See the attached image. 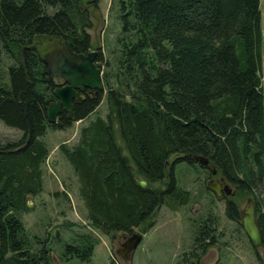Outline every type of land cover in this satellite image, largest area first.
I'll return each instance as SVG.
<instances>
[{"label":"trees","instance_id":"16d2710c","mask_svg":"<svg viewBox=\"0 0 264 264\" xmlns=\"http://www.w3.org/2000/svg\"><path fill=\"white\" fill-rule=\"evenodd\" d=\"M262 1L117 0L120 29L112 60L100 49L96 56L108 66L104 90L75 101L72 118L62 111L48 122L57 84L38 40L55 36L74 52L87 51L88 11L80 0H0V60L5 55L12 61L6 75L0 73V121L21 132L0 143V264H51L48 237H30L21 218L27 197L42 190L49 154L43 137L49 127L88 118L104 93L106 115L82 126L74 147H59L92 226L107 234L137 227L146 232L162 204L176 210L188 203L190 190L178 185L174 165L196 164L198 155L238 194L253 199L263 236ZM227 212L241 222L238 204L229 201ZM217 225L211 213L209 224L195 225L190 258L184 254L183 261L200 264L217 241ZM93 247L85 237L66 244L62 254L88 261Z\"/></svg>","mask_w":264,"mask_h":264},{"label":"rangeland","instance_id":"374dc122","mask_svg":"<svg viewBox=\"0 0 264 264\" xmlns=\"http://www.w3.org/2000/svg\"><path fill=\"white\" fill-rule=\"evenodd\" d=\"M80 2L81 10L88 11L91 25L86 31L91 37V48H97L98 51L100 49L106 61L112 60L111 52L116 48V38L120 29L116 12L117 0H97V3L94 0H80ZM261 10L264 32L263 1ZM59 41L61 40L55 36L38 40L41 56L50 54L59 46ZM10 62L12 61L5 55L2 56L0 73L6 75L5 67ZM262 65L264 81V37ZM99 66L102 68L103 76L108 66L105 62H100ZM106 113L104 93L96 111L88 118L73 121L65 128L49 127L43 137L49 154L42 165V190L35 196L27 197L26 209L21 213V218L30 237L41 240L48 237V245L52 248L49 253L52 257L51 264H189L191 261H183L182 256L186 254L187 259L190 258L188 255L193 248L195 225L206 220L209 224L210 213L217 219V241L202 255L200 264H264V233L262 244L257 247L252 246L241 222L232 219L227 212L229 201L238 204L242 211L247 197L238 194L233 185V195L216 197L206 186V182L210 179L209 170L199 166L198 163L192 164L187 161H180L174 165V175L178 185L190 190L188 203L176 210L162 204L156 211L155 222L151 228L142 232V227H137L131 232L143 233L131 258L127 261L117 255L115 250L121 247V242L131 233L107 234L90 224L86 217L84 202L79 195L78 179L59 148L61 144L67 148L74 147L79 138L80 128L96 115L104 117ZM20 136L21 132L18 129L6 126L0 121V143L16 140ZM123 152L126 153L125 150ZM215 177L223 176L221 173H216ZM150 185L161 187L159 183ZM260 193L264 195V186L261 187ZM85 237L94 242L88 261L75 256L69 259L63 257L66 244L77 243ZM32 246L37 247L36 243Z\"/></svg>","mask_w":264,"mask_h":264},{"label":"water","instance_id":"95a60500","mask_svg":"<svg viewBox=\"0 0 264 264\" xmlns=\"http://www.w3.org/2000/svg\"><path fill=\"white\" fill-rule=\"evenodd\" d=\"M98 49H88L85 52H74L69 49V52L63 56L53 58L48 61L43 58V62L47 64L50 72V77L54 79H62L63 84L54 88V101L49 102L47 106L48 122H55L57 116L64 110L68 113V117L72 118L74 113V101H79L83 98L82 92L89 88L91 90H103L102 68L97 65L96 56ZM193 159L200 166H208L209 160L205 157L194 155ZM210 175L216 173V169L210 168ZM144 180H140L141 186L145 185ZM209 190L218 198L221 196H229L234 194V188L229 182L223 185L216 178H210L206 182ZM241 224L245 234L247 235L252 246L257 247L262 244L263 237L259 223L255 215L253 199L248 197L242 208ZM143 233L134 231L121 243V247L115 250V253L124 260L131 258L132 252L139 244ZM129 263V262H128Z\"/></svg>","mask_w":264,"mask_h":264},{"label":"flooded vegetation","instance_id":"af4514ba","mask_svg":"<svg viewBox=\"0 0 264 264\" xmlns=\"http://www.w3.org/2000/svg\"><path fill=\"white\" fill-rule=\"evenodd\" d=\"M80 4H81V2H80ZM79 4V5H80ZM69 46H67L64 42H62V41H59V46L57 47V48H55L50 54H46L45 56H42V59L43 58H46L48 61H50L52 58H53V56H55L56 55V57L55 58H57V57H60V56H63V55H65V54H67L68 52H69ZM91 49H93V48H91ZM54 79V78H53ZM55 80V82H56V86H58V85H62L63 84V81H62V79H54ZM92 91H95V90H91V89H89V88H86L81 94H82V96H83V98H84V96H85V94L87 93V92H92ZM82 98V99H83ZM55 100V99H54ZM54 100H52V101H54ZM75 102V101H74ZM64 111V110H63ZM205 168H207L208 170H209V165L208 166H205ZM216 174V173H215ZM215 174L214 175H210V178H216V179H218L220 182H221V184L223 185L225 182H228L224 177H215ZM224 196V195H223ZM223 196H221V197H223ZM220 197V198H221ZM122 243V242H121Z\"/></svg>","mask_w":264,"mask_h":264},{"label":"bare ground","instance_id":"6f19581e","mask_svg":"<svg viewBox=\"0 0 264 264\" xmlns=\"http://www.w3.org/2000/svg\"><path fill=\"white\" fill-rule=\"evenodd\" d=\"M85 15V14H84ZM46 64V63H45ZM47 65V64H46ZM48 68V67H47ZM97 91V90H96ZM260 106V105H259ZM145 181V180H144ZM146 182V181H145ZM146 184V183H145ZM178 188H179V186H178ZM139 232V231H138ZM142 233V232H141ZM115 240V239H114ZM119 242V241H118ZM52 258V257H51Z\"/></svg>","mask_w":264,"mask_h":264}]
</instances>
